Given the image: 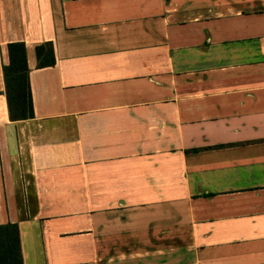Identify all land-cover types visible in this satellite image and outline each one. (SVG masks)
<instances>
[{
	"label": "crops",
	"instance_id": "0c3cea01",
	"mask_svg": "<svg viewBox=\"0 0 264 264\" xmlns=\"http://www.w3.org/2000/svg\"><path fill=\"white\" fill-rule=\"evenodd\" d=\"M8 222L23 264H264V0H0Z\"/></svg>",
	"mask_w": 264,
	"mask_h": 264
},
{
	"label": "trees",
	"instance_id": "16d2710c",
	"mask_svg": "<svg viewBox=\"0 0 264 264\" xmlns=\"http://www.w3.org/2000/svg\"><path fill=\"white\" fill-rule=\"evenodd\" d=\"M9 61L2 66L8 113L11 120H24L34 115L29 84V67L23 42L7 44ZM39 67L54 64L52 42L35 48ZM0 264H23L20 235L16 223L0 224Z\"/></svg>",
	"mask_w": 264,
	"mask_h": 264
}]
</instances>
